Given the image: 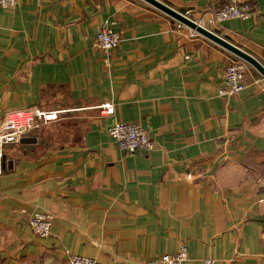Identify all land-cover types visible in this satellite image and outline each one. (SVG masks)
Here are the masks:
<instances>
[{"label":"crops","instance_id":"crops-1","mask_svg":"<svg viewBox=\"0 0 264 264\" xmlns=\"http://www.w3.org/2000/svg\"><path fill=\"white\" fill-rule=\"evenodd\" d=\"M192 18L227 0H161ZM211 27L264 65V0ZM143 0H19L0 7V125L9 110L59 112L7 153L0 264H143L188 247L185 264H264V77L222 94L235 54ZM110 25L109 53L95 45ZM113 115H102L104 104ZM140 124L152 151L122 150L108 128ZM26 212H25V211ZM55 214L39 237L28 217Z\"/></svg>","mask_w":264,"mask_h":264},{"label":"built area","instance_id":"built-area-1","mask_svg":"<svg viewBox=\"0 0 264 264\" xmlns=\"http://www.w3.org/2000/svg\"><path fill=\"white\" fill-rule=\"evenodd\" d=\"M19 0H0V7L4 9L14 8ZM257 3L255 0H227L224 6L210 14L192 18L191 12L184 14L194 19L199 25L212 31V26H218L231 19H248L256 13ZM176 27L182 29L187 27L178 21ZM189 28V27H188ZM192 35L199 33L191 29ZM215 32V31H214ZM121 34L114 30L109 24L103 26L96 35L95 45L106 53L111 52L121 44ZM248 63L240 58L231 61L224 72V89L222 94H239L247 86L246 73ZM114 105L106 103L101 108L102 115H113ZM59 118L58 111L42 110L40 108H18L9 110L6 113L4 122L0 125V173L3 170V161L6 156L3 146L6 144H19L24 136L37 127L38 121L48 123ZM108 133L115 139L118 146L127 153L146 150L152 151L155 148L154 142L149 138L147 131L134 122L117 121L108 128ZM25 211V210H24ZM26 212V211H25ZM28 222L33 233L39 237H47L51 234L55 220V214L49 211L35 210L28 214ZM189 259L188 247L181 244L176 254H164L158 259L144 262L143 264H185ZM215 259H204L205 264H215ZM69 264H106L87 256L73 254L69 256Z\"/></svg>","mask_w":264,"mask_h":264},{"label":"water","instance_id":"water-1","mask_svg":"<svg viewBox=\"0 0 264 264\" xmlns=\"http://www.w3.org/2000/svg\"><path fill=\"white\" fill-rule=\"evenodd\" d=\"M149 5L155 7L156 9L164 12L165 14L171 16L175 20L185 24L187 27L195 30L199 34L205 36L206 38L212 40L213 42L217 43L218 45L224 47L225 49L229 50L233 54H235L240 59L246 61L248 64L252 65L258 72H260L264 77V65L258 60L254 55L249 53L248 51L244 50L240 46L234 44L230 40L224 38L220 34L205 28L199 25L194 19L190 18L186 14L182 13L181 11L173 8L172 6L168 5L167 3L161 0H143Z\"/></svg>","mask_w":264,"mask_h":264},{"label":"rangeland","instance_id":"rangeland-1","mask_svg":"<svg viewBox=\"0 0 264 264\" xmlns=\"http://www.w3.org/2000/svg\"><path fill=\"white\" fill-rule=\"evenodd\" d=\"M18 146V144H6L3 146V150L5 151V153H13L16 151Z\"/></svg>","mask_w":264,"mask_h":264}]
</instances>
